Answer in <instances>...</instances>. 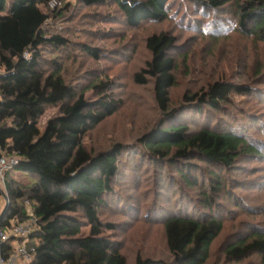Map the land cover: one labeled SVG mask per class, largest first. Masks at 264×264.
Returning a JSON list of instances; mask_svg holds the SVG:
<instances>
[{"label": "trees", "instance_id": "16d2710c", "mask_svg": "<svg viewBox=\"0 0 264 264\" xmlns=\"http://www.w3.org/2000/svg\"><path fill=\"white\" fill-rule=\"evenodd\" d=\"M52 1L0 0V156L20 159L5 176L10 203L0 227L8 230L15 220L27 221L32 211L37 223L26 240L29 264H129L123 243L106 233L116 231L118 223L105 222L101 211L119 183L124 153L135 150L129 158L131 171L141 169V161L149 162L141 177L135 173L138 189L146 192L150 180L156 185L155 196L131 210L136 219L147 218L164 228L171 257H144L139 252L134 264H207L227 225L243 213L253 218L261 214L260 207L247 203L241 193L264 188L262 179L244 175L257 168L256 161L264 160V143L251 136L256 125L264 126V112L250 110L245 122L233 100L236 95L253 98L256 90L251 84L221 78L186 90L173 104L171 92L179 82L171 52L177 37L153 33L145 40L151 58L133 79L139 85L153 83L162 117L134 144L119 142L101 151L89 148L84 138L124 101L115 97V82L108 76L77 87L67 81L60 57L44 56L66 50L73 42L64 30L46 27L50 19L64 17L62 8L50 7ZM189 1L211 9L231 4L243 35L255 45L264 42V0ZM77 2L86 8L114 5L125 23L137 28L166 20L171 0ZM71 5L67 2L65 11ZM80 48L96 61L104 58L101 47L83 42ZM90 90L95 100L86 98ZM59 105L61 114L42 132L40 118ZM3 192L0 186V195ZM239 227L232 240L224 241L226 259L246 264L245 259L258 255V261L247 264H264V227L254 219ZM23 240L12 237L3 246V255L15 253Z\"/></svg>", "mask_w": 264, "mask_h": 264}, {"label": "rangeland", "instance_id": "374dc122", "mask_svg": "<svg viewBox=\"0 0 264 264\" xmlns=\"http://www.w3.org/2000/svg\"><path fill=\"white\" fill-rule=\"evenodd\" d=\"M67 2L72 5L65 11L64 5ZM57 7L64 10V17L59 21L50 19L46 27L55 32L64 30L65 36L73 42L66 50L48 52L44 56L47 59L60 57L58 59L65 67L67 81L77 87L91 82L94 78L108 76L115 82V97L124 101L112 117L84 138V144L89 148L101 151L119 142L134 144L143 133L154 128L162 117L154 97L153 83L139 85L133 79L134 73L151 58L145 40L156 32H168L177 37V46L171 52L177 59L179 82L171 92L173 104L179 103L186 90H196L214 80L228 78L236 83L251 84L256 90L253 98L240 95L233 97L237 104L235 111L243 115L242 120H248L247 114L250 110L264 112V42L255 45L251 38L243 35L236 11L231 4L211 9L189 0H171L169 17L166 20L145 22L137 28L129 27L123 13L114 5L86 8L77 0H64L59 1L55 8ZM95 14L98 16L95 17ZM83 42L103 48L104 58L96 61L83 53L80 48ZM48 66L47 64L46 67ZM257 92L262 93V96ZM86 98L95 100V92L88 91ZM60 114V105L48 108L39 121L41 131L44 132L48 122ZM251 134L261 144L264 143V126L256 125ZM134 152L135 150L124 153V163L120 164L122 172L118 174L119 183H115V192L109 196L106 207L101 211L105 222L118 223L116 231L106 233L123 243L122 252L127 256L129 264H134L139 252L144 257L170 260L164 228L153 224L147 218L136 219L131 210L132 205H144L154 197L156 185L150 180L146 192L138 189L135 173H139L141 177V172L148 171L149 162L141 161V169L131 171L129 158ZM262 160L254 163L257 168L253 172L248 170L244 175H253L264 181ZM18 179L25 180L26 177L18 176ZM241 194L247 203L259 206L261 214L258 218H253L252 215L243 213L227 225L224 233L214 243L207 264H231V260H227L222 252V247L224 241L232 240L233 234L240 230V223L254 219L264 227V188L262 191L253 192L243 190ZM129 202H132L131 206ZM6 204L4 195H0V211ZM86 229L88 232L89 229ZM258 259L259 256L254 255L243 263Z\"/></svg>", "mask_w": 264, "mask_h": 264}, {"label": "built area", "instance_id": "2783aa9c", "mask_svg": "<svg viewBox=\"0 0 264 264\" xmlns=\"http://www.w3.org/2000/svg\"><path fill=\"white\" fill-rule=\"evenodd\" d=\"M58 0H53L50 3L51 8H55L58 4ZM20 159L16 155H1L0 156V186L3 191L7 194L6 190V181L5 176L6 173L16 167L18 165ZM6 202L10 203V201L6 200ZM32 211H30L29 216L30 219L27 221H14L12 227L8 230H3L0 227V264H29L32 256L30 250L27 247L26 240L29 235L35 231L36 229V219L32 217ZM12 233V234H11ZM12 237H20L24 239L21 242L17 243L16 251L12 255L5 257L2 253L3 246L7 241H9ZM22 260V261H21Z\"/></svg>", "mask_w": 264, "mask_h": 264}, {"label": "water", "instance_id": "95a60500", "mask_svg": "<svg viewBox=\"0 0 264 264\" xmlns=\"http://www.w3.org/2000/svg\"><path fill=\"white\" fill-rule=\"evenodd\" d=\"M3 195H4L5 199L8 201L9 200V196L6 195L5 192H3ZM8 205H9V202L6 204L5 208L1 211L0 219H2L4 217V215H5L6 211H7Z\"/></svg>", "mask_w": 264, "mask_h": 264}]
</instances>
